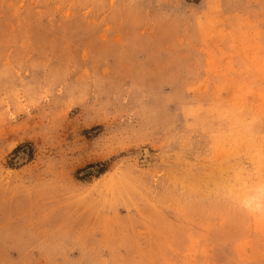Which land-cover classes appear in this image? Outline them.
I'll use <instances>...</instances> for the list:
<instances>
[{
  "label": "rangeland",
  "instance_id": "1",
  "mask_svg": "<svg viewBox=\"0 0 264 264\" xmlns=\"http://www.w3.org/2000/svg\"><path fill=\"white\" fill-rule=\"evenodd\" d=\"M262 167L264 0H0V264H264Z\"/></svg>",
  "mask_w": 264,
  "mask_h": 264
},
{
  "label": "clouds",
  "instance_id": "2",
  "mask_svg": "<svg viewBox=\"0 0 264 264\" xmlns=\"http://www.w3.org/2000/svg\"><path fill=\"white\" fill-rule=\"evenodd\" d=\"M210 195L237 214L264 217V167L233 170L217 181Z\"/></svg>",
  "mask_w": 264,
  "mask_h": 264
}]
</instances>
